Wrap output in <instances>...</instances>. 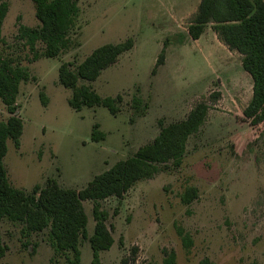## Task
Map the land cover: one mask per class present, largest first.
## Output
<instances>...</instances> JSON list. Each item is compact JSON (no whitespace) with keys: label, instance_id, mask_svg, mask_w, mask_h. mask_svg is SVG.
<instances>
[{"label":"rangeland","instance_id":"374dc122","mask_svg":"<svg viewBox=\"0 0 264 264\" xmlns=\"http://www.w3.org/2000/svg\"><path fill=\"white\" fill-rule=\"evenodd\" d=\"M199 1L77 0L69 46L44 57L40 42L32 51L18 39L19 26L39 25L33 3L0 0L7 5L0 54L28 75L14 102L22 132L18 145L7 139L3 166L8 183L26 195L37 197L49 179L81 190L151 143L162 127L186 118L197 103L208 108L178 165L159 164L121 197L82 201L87 234L97 203L113 239L99 252L100 264H163L166 252L174 253V264H264V123L243 115L252 79L241 55L217 38L210 23L197 39L188 34ZM127 39L132 46L115 63L95 80L79 81L101 97L120 95L119 111L72 109L71 90L59 83L60 65L74 69L95 48ZM161 51L163 61L156 64ZM10 116L0 99V123ZM93 129L102 135L92 137ZM190 187L196 196L185 202L181 196ZM0 235L6 247L0 264H63L71 256L54 255L48 228L28 232L5 217ZM79 251V264H90L87 239L81 238Z\"/></svg>","mask_w":264,"mask_h":264},{"label":"trees","instance_id":"16d2710c","mask_svg":"<svg viewBox=\"0 0 264 264\" xmlns=\"http://www.w3.org/2000/svg\"><path fill=\"white\" fill-rule=\"evenodd\" d=\"M30 1L39 25L34 28L19 26L18 39L24 41L32 51H35V44L40 42L44 57L58 56L70 44V32L78 14L77 0ZM6 12L7 5L0 2V36ZM209 23L217 38L228 49L241 55V66L252 79V96L243 115L252 124L264 123V0H200L188 26V34L192 39H197ZM131 46L130 39L106 43L95 48L74 69L69 68V63H62L58 69V79L63 87L71 90L68 105L76 111L82 107L103 106L111 114H116L121 102L120 95L101 97L90 85L79 84V81L95 80L102 70L115 63L118 56ZM162 61L163 51L156 64ZM13 63L12 59L0 54V99L11 115L0 123V224L6 217L23 223L28 232H41L48 228V239L54 255L71 253L70 257L64 256L63 264L80 263L79 245L81 238H85L92 251L90 264H100L99 252L107 250L113 239L97 203H94L92 211L94 228L91 235L87 234V216L82 201L121 197L134 182L155 173L159 164L171 162L178 165L185 152L187 138L202 125L208 108L203 102L197 103L186 118L162 127L151 143L96 175L85 188H63L49 179L38 190L37 197H33L8 183L3 166L7 139L18 145L22 132L14 102L19 82L28 78L26 69L19 63ZM133 100L134 108L138 107L139 99ZM94 130L92 137L102 135ZM194 196L196 190L190 187L185 189L181 198L187 202ZM182 240L186 244L189 242L186 236ZM5 251L0 235V258ZM174 261V253L166 252L163 264H174ZM51 264L58 263L52 259Z\"/></svg>","mask_w":264,"mask_h":264}]
</instances>
